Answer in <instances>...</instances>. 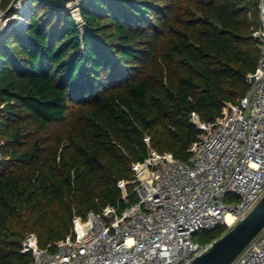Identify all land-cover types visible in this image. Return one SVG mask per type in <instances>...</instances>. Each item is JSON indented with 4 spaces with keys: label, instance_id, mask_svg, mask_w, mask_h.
Instances as JSON below:
<instances>
[{
    "label": "trees",
    "instance_id": "16d2710c",
    "mask_svg": "<svg viewBox=\"0 0 264 264\" xmlns=\"http://www.w3.org/2000/svg\"><path fill=\"white\" fill-rule=\"evenodd\" d=\"M79 1L83 26L31 0L28 25L0 38V264L31 263L29 233L46 247L74 213L137 201L117 183L147 156L145 135L189 160L203 133L192 114L214 121L258 65L261 0Z\"/></svg>",
    "mask_w": 264,
    "mask_h": 264
},
{
    "label": "built area",
    "instance_id": "2783aa9c",
    "mask_svg": "<svg viewBox=\"0 0 264 264\" xmlns=\"http://www.w3.org/2000/svg\"><path fill=\"white\" fill-rule=\"evenodd\" d=\"M23 1L29 6L18 29L28 25L31 9V0ZM260 10L254 33L260 57L246 77L248 92L225 102L212 122L192 114L203 133L190 146V159L156 150L146 134L147 156L132 163V179L117 183L122 190L133 184L137 201L124 193L101 212L74 213L70 233L46 247L29 233L21 251L31 255L30 264H189L215 241L195 235L219 225L230 229L248 215L264 195V0ZM231 264H264V227Z\"/></svg>",
    "mask_w": 264,
    "mask_h": 264
},
{
    "label": "water",
    "instance_id": "95a60500",
    "mask_svg": "<svg viewBox=\"0 0 264 264\" xmlns=\"http://www.w3.org/2000/svg\"><path fill=\"white\" fill-rule=\"evenodd\" d=\"M45 1L56 8L68 10L78 0ZM263 227L264 195L244 219L216 239L211 249L195 257L189 264H231Z\"/></svg>",
    "mask_w": 264,
    "mask_h": 264
},
{
    "label": "rangeland",
    "instance_id": "374dc122",
    "mask_svg": "<svg viewBox=\"0 0 264 264\" xmlns=\"http://www.w3.org/2000/svg\"><path fill=\"white\" fill-rule=\"evenodd\" d=\"M79 0L74 2L69 9H71L72 13L74 14L75 18L78 20V10L77 7H79ZM25 4V5H24ZM22 6L27 7L29 6V1H23V0H14V2L12 3V13H7V11H5L2 7H1V0H0V38H2V36L4 35V33L8 32V31H12L14 29H18L19 28V21L18 19L21 17V9ZM79 25L80 21L78 20ZM203 235V231H201L200 233H198L197 235H195L193 238L196 241H200L203 242L201 240Z\"/></svg>",
    "mask_w": 264,
    "mask_h": 264
},
{
    "label": "bare ground",
    "instance_id": "6f19581e",
    "mask_svg": "<svg viewBox=\"0 0 264 264\" xmlns=\"http://www.w3.org/2000/svg\"><path fill=\"white\" fill-rule=\"evenodd\" d=\"M25 5V4H24ZM26 8L27 7H24V6H22V8H20L22 11L21 12H23L24 13V11L26 10ZM28 9V8H27ZM18 21H20V20H18ZM21 22V21H20ZM21 24V23H20ZM230 217V216H229Z\"/></svg>",
    "mask_w": 264,
    "mask_h": 264
}]
</instances>
